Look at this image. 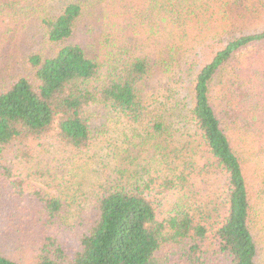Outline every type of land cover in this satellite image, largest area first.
I'll list each match as a JSON object with an SVG mask.
<instances>
[{
    "label": "trees",
    "instance_id": "obj_1",
    "mask_svg": "<svg viewBox=\"0 0 264 264\" xmlns=\"http://www.w3.org/2000/svg\"><path fill=\"white\" fill-rule=\"evenodd\" d=\"M222 2L145 0L204 39L105 72L83 4L44 16L53 55L0 84V264H264V0Z\"/></svg>",
    "mask_w": 264,
    "mask_h": 264
},
{
    "label": "rangeland",
    "instance_id": "obj_2",
    "mask_svg": "<svg viewBox=\"0 0 264 264\" xmlns=\"http://www.w3.org/2000/svg\"><path fill=\"white\" fill-rule=\"evenodd\" d=\"M144 1L0 0V84L19 76L34 79L35 70L29 63L30 57H49L57 48L48 40L43 18L69 3L83 4L84 7L71 44L80 46L89 57L98 59L103 72L108 67L106 60L109 56H112L114 65L137 56H162L171 36L176 35L184 21L191 26L184 27L187 38L182 35L175 38L178 44L187 47L195 39H204L203 32L197 30L200 29L197 26L204 28L207 20L201 14L202 8L196 9L188 3L180 9V13L170 10V19L174 20H164L168 16L165 9L156 13L155 17L151 16V8ZM211 2L225 7L222 0ZM161 13L165 16L160 19L158 15ZM169 28L176 33L169 31ZM258 204L260 206L256 211L262 222L261 230H264V202Z\"/></svg>",
    "mask_w": 264,
    "mask_h": 264
}]
</instances>
